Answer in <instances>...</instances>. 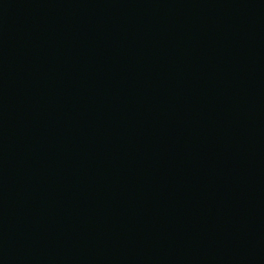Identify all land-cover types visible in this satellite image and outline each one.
Segmentation results:
<instances>
[{
	"label": "water",
	"instance_id": "water-1",
	"mask_svg": "<svg viewBox=\"0 0 264 264\" xmlns=\"http://www.w3.org/2000/svg\"><path fill=\"white\" fill-rule=\"evenodd\" d=\"M0 264H264V0H0Z\"/></svg>",
	"mask_w": 264,
	"mask_h": 264
}]
</instances>
